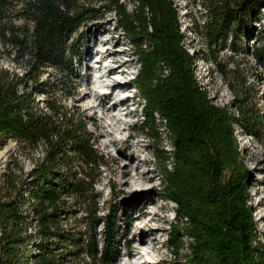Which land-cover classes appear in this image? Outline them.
I'll use <instances>...</instances> for the list:
<instances>
[{"label":"trees","instance_id":"1","mask_svg":"<svg viewBox=\"0 0 264 264\" xmlns=\"http://www.w3.org/2000/svg\"><path fill=\"white\" fill-rule=\"evenodd\" d=\"M125 1L108 4L140 64L133 83L144 102L141 129L148 132L157 116L173 146L164 156L170 168L161 170L164 198L176 205L171 247H183L184 232L189 264H264L235 134L238 126L256 135L259 110L211 101L195 78L172 0H127L131 11ZM208 9L218 33L239 20L226 1ZM87 13L79 0H0V49L23 69L19 76L0 65V149L12 141L20 155L39 147L43 154L27 172L15 156L0 174V264H65L83 255L112 264L117 256L112 216L102 244L96 238L94 183L103 156L85 120L61 101L78 54L70 37ZM47 68L60 77L42 80ZM75 207L87 213L83 232L64 223Z\"/></svg>","mask_w":264,"mask_h":264},{"label":"rangeland","instance_id":"2","mask_svg":"<svg viewBox=\"0 0 264 264\" xmlns=\"http://www.w3.org/2000/svg\"><path fill=\"white\" fill-rule=\"evenodd\" d=\"M172 1L183 45L193 57L195 78L211 101L219 106L231 105L232 110L245 102L261 115L256 135L238 126L235 134L248 173L247 205L264 243V0H223L239 20L220 33L208 5L222 0ZM125 2L131 11L133 5ZM79 4L88 10L87 19L70 37L78 54L73 59L72 82L61 101L85 120L93 146L103 156L94 183L96 238L102 244L104 219L112 216L118 231L117 256L112 264H189L187 235L180 233V249L170 245L176 205L164 198L161 170L163 165L170 168L164 156L173 146L157 116L148 132L141 129L144 102L133 83L140 68L134 48L115 13L109 10L108 0H79ZM12 57L0 49V65L14 69L20 76L23 69ZM45 71L42 80L49 74L53 80L60 77L53 68ZM114 86L117 90L113 97L98 106ZM34 97L43 108V96ZM116 100L121 105L111 109ZM154 135L155 139L151 137ZM16 148L11 141L0 149V174L15 156L27 172L43 155L40 147L29 157L17 153ZM75 208V214L65 215L64 223L83 232L87 213L82 207ZM65 264L93 263L83 255Z\"/></svg>","mask_w":264,"mask_h":264},{"label":"bare ground","instance_id":"3","mask_svg":"<svg viewBox=\"0 0 264 264\" xmlns=\"http://www.w3.org/2000/svg\"><path fill=\"white\" fill-rule=\"evenodd\" d=\"M117 90V86H114L113 88H112V92L110 93V94H108V95H105L104 96V99L98 104V106L99 105H104V101H105V99H108V98H111V97H113V95H114V93H115V91ZM119 105H121V101L120 100H116L114 103H113V105H112V107H110L111 109H116ZM94 107H96V106H91L90 108L91 109H93ZM109 109V108H108ZM137 249V248H136ZM138 250V249H137ZM134 252V251H133ZM138 253V252H137Z\"/></svg>","mask_w":264,"mask_h":264}]
</instances>
